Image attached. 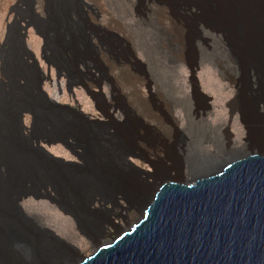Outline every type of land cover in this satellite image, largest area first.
<instances>
[{
    "label": "bare ground",
    "instance_id": "6f19581e",
    "mask_svg": "<svg viewBox=\"0 0 264 264\" xmlns=\"http://www.w3.org/2000/svg\"><path fill=\"white\" fill-rule=\"evenodd\" d=\"M208 1V8L216 11L227 0ZM235 1L234 5L239 9L231 20L240 42L223 48L226 55L221 67L225 71L243 68L248 80L254 82L256 99H262L264 104V0ZM37 2L39 0L24 4L29 5V12L23 11L25 14L20 6L17 8L20 16L14 23L18 25L21 37L10 39L7 54L2 51L4 71L10 75V83L0 88V264H75L82 257L76 258L75 246L48 227L40 216L25 210L23 203L29 198L55 201L64 214L76 220L81 232L92 236L96 243L105 233L106 224L96 218L98 209L93 207L96 202L107 203L111 196L120 192L128 195L126 203L130 207L140 203V208L144 209L154 204L152 195L167 183L191 186L219 174L220 169L264 153V135H259L247 152H226L216 144V152L198 154L190 148L191 144L202 147L213 137L209 138L205 127L203 132L197 124L200 122L194 119L188 130L193 143L188 144L184 160L169 144L162 143L157 148V152L172 163L177 174L185 163L190 178L166 176L168 169L152 163V171L145 173L158 177L157 182L154 185L143 183L129 196L126 193L128 174L140 170L135 160L142 159L137 153L141 149L142 135L136 114L127 112L128 123L124 125L108 113L104 115L106 120L90 119L77 101V106L60 103L44 88L45 81L52 82L51 68H54L59 88L66 73V89L69 93L74 92L75 87H80V83L71 81L74 75L82 81L88 74L93 75L92 68L98 70L103 64L100 59L103 46L107 50L104 56L119 64L122 55L127 54L119 46L122 40L113 33L104 34L100 25L90 21L86 11L89 5L85 0H45L44 15L36 11ZM148 2L157 8L160 18L171 23L175 32L173 38L180 43L182 23L170 13L167 3ZM29 28L43 39L41 59L47 65V73L26 44V35H22ZM219 30V26H211L204 20L206 35L215 38V32ZM172 56L177 63L186 62L179 54ZM20 79L25 83L21 84ZM137 79L128 78L126 84L131 86ZM231 79L236 81L232 76ZM81 86L94 97V90L86 83ZM97 86L102 91V82ZM134 96L144 104L142 109L146 117L162 121L163 115L150 110L147 101ZM157 123L162 129L170 128L169 124ZM52 144L63 145L78 160L68 161L55 156L47 149ZM117 207L127 210L122 205Z\"/></svg>",
    "mask_w": 264,
    "mask_h": 264
},
{
    "label": "rangeland",
    "instance_id": "374dc122",
    "mask_svg": "<svg viewBox=\"0 0 264 264\" xmlns=\"http://www.w3.org/2000/svg\"><path fill=\"white\" fill-rule=\"evenodd\" d=\"M31 1L0 0V88L10 83V75L4 71L2 51L4 55L7 54L10 39L20 36L18 25L14 23L15 18L20 16L17 8L20 6L22 12H29V5L24 4ZM148 1L85 0L89 5L86 11L90 21L100 25L104 34L117 35L122 40L119 46L127 54L124 53L123 59L116 64L104 56L106 48L103 46L100 52L103 64L98 70L92 68L93 75L88 74L82 81L74 75L71 81L80 83V87L73 89L74 92L69 93L66 89L65 72L59 88L54 68H51L52 82L45 81L44 84L53 99L73 106L78 104L90 119L106 120L104 115L108 113L113 115L117 123L124 125L128 123L127 112L136 114L140 120L139 133L142 135L139 142L141 149L137 153L142 155V159L135 160V163L141 171L128 174L126 193L129 196L143 183L154 185L157 182L158 177L153 178L145 173L152 171V163L168 169L166 176L190 178L185 163L180 174H177L172 169V163L164 154L157 152V148L162 143L169 144L184 160L188 144L193 143L188 130L194 119L200 122L197 124L203 128V132L205 127L209 138L215 139L208 140L202 147L191 144L190 148L201 155L216 152V144L226 152H247L249 147H253L252 143L264 135V104L262 99H256L254 82L248 80L241 67L238 71H225L221 67L226 55L223 48L240 42L236 26L231 20L239 9L234 5L236 1L227 0L219 10L213 11L208 8V0H160L167 3L170 13L182 23L181 44L173 38L175 32L172 31L171 23L160 18L157 8ZM44 3L45 0H39L34 6L41 15H44ZM216 4L220 2L216 1ZM204 20L211 26H219L222 31L215 32V38L206 35ZM22 35H26V44L35 52L42 69L47 73V65L41 59L43 39L33 28ZM94 41L97 42V39L94 38ZM46 52L50 54V51ZM175 53L183 56L186 62H175L172 56ZM28 60L32 63L31 59ZM81 69L86 70L84 66ZM133 77L138 79L131 87L126 83L128 78ZM99 82H102V91L97 86ZM20 83L25 82L20 79ZM81 83H86L90 90H94V97L88 95L89 91ZM134 94L147 101L150 110L163 115L162 121L146 117L142 109L144 104ZM157 122L169 124V130L166 127L162 129ZM47 149L68 161L78 160L61 144H52ZM52 195L58 198L54 192ZM127 199L128 195L118 192L107 203L103 201L93 205L98 209L97 220L106 223L100 241L111 240L117 230L127 229L138 218L139 210H142L140 203L130 207L126 203ZM117 205L127 210H121ZM23 206L29 213L40 216L48 227L73 244L76 258L90 254L96 246L92 236L81 232L76 220L64 214L55 201L29 198Z\"/></svg>",
    "mask_w": 264,
    "mask_h": 264
},
{
    "label": "water",
    "instance_id": "95a60500",
    "mask_svg": "<svg viewBox=\"0 0 264 264\" xmlns=\"http://www.w3.org/2000/svg\"><path fill=\"white\" fill-rule=\"evenodd\" d=\"M152 198L75 264H264V153Z\"/></svg>",
    "mask_w": 264,
    "mask_h": 264
}]
</instances>
